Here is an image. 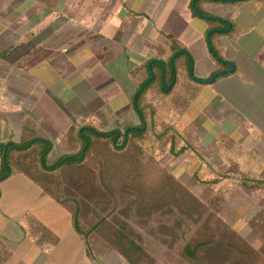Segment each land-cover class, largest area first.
<instances>
[{"label": "rangeland", "instance_id": "1", "mask_svg": "<svg viewBox=\"0 0 264 264\" xmlns=\"http://www.w3.org/2000/svg\"><path fill=\"white\" fill-rule=\"evenodd\" d=\"M127 5V12L135 13L132 9L136 6ZM2 8L0 33L3 31L4 42L0 66L5 72L3 97L12 98L15 77L23 81L22 75L16 76V70L25 74H45L48 62V66L55 67L58 73L68 78L80 75L74 70L78 65L71 63L73 60L69 57L73 52L83 50L89 55L95 49L98 35L92 29V0H3ZM130 18L132 16L128 20ZM58 47L65 48V54L60 55ZM87 55H84L86 59ZM176 55L177 52L164 68L169 86L173 84L172 72L193 81L200 69L199 64L190 62L183 53L175 60ZM57 66L60 67L57 69ZM155 68L160 71L159 66ZM88 80L96 85L94 89L87 83L75 86L77 102L95 100L96 87L103 81H99L96 74ZM194 85L196 88L181 82L168 95L151 93L149 98L156 105L157 122L153 130L152 121L148 118L143 121L149 130L142 151H137V138L131 137L134 143L128 141L122 151H115L112 138L100 137L94 132L121 130L124 134L127 126L142 123L133 111L131 116L126 111L125 116H120L119 108L111 106L112 103L105 108H94V104L93 111L99 113L86 121L89 127L86 131L92 147L96 146L104 154L103 178L100 173L94 174L89 166L58 170L64 197H75L81 203L80 221L86 230H93L90 241L95 261L100 264H109L107 260L115 264L116 257L126 259L119 249H124L128 255L125 264H198L184 257L182 247L205 222L220 225L225 232L235 231L240 240L251 247V254L245 253L246 259L240 256L236 262L264 264V145L241 138L234 121L226 124L219 116L208 114L207 109L204 112L203 104L200 105L204 96L199 91H203V84L195 81ZM33 87L36 91L34 88L28 90L30 94L25 99L29 97L35 101L42 98L43 83L40 81ZM98 93L97 103H105L104 99L108 97L105 90ZM167 121L176 126L179 137L173 140L170 132L160 141L158 133ZM32 132V138L46 137L39 130ZM123 134L118 145L124 140ZM50 135L54 137V133ZM26 139L24 136L17 142L24 143ZM50 139L56 142L54 138ZM184 142L188 147L181 151ZM67 144V153H70L73 141L69 137ZM43 148L46 149V143L37 141L28 149L11 151L9 158L14 159L11 153L15 151L19 166V160L25 157L36 164L37 149ZM61 150L59 146L57 152L45 155V163L51 166L57 162L66 154ZM16 167L13 164L11 169ZM28 169L35 173L32 167L28 166ZM36 169L41 173L39 165ZM43 177L45 184L52 189L56 177L53 173ZM221 263L228 264L229 261Z\"/></svg>", "mask_w": 264, "mask_h": 264}, {"label": "crops", "instance_id": "2", "mask_svg": "<svg viewBox=\"0 0 264 264\" xmlns=\"http://www.w3.org/2000/svg\"><path fill=\"white\" fill-rule=\"evenodd\" d=\"M195 1L92 0V29L98 39L96 46L92 44L91 47L95 49L89 55L83 50L73 52L69 57L73 60L71 63L78 65L74 70L79 71V76L68 78L58 73L55 67L48 66V62L45 74H25L16 70V76L22 75L23 81L15 77L10 98L2 96L5 72L0 66V144L10 140L17 142L39 130L46 138L56 141L49 156L57 152L59 146L60 152L67 153L69 135L97 115L99 111L94 112L93 109L98 106L105 108L112 103L111 106L119 108L120 116H125V111L131 116L133 111V115L139 118L132 97L146 78L144 64L150 59H172V36L178 42L176 49L179 52L175 59L180 53L189 61L191 57V62L200 67L198 79H208L216 71L221 73L206 83L178 76L175 85L186 82L189 87L196 88L195 81L203 84V91H199L204 96L200 102L204 112L207 109L208 114L219 116L220 121L226 124L234 121L241 138L264 145V0H197L196 4ZM2 4L3 0H0V30L3 26ZM127 4L133 8L136 6L132 9L135 13L127 12ZM196 6L222 21H210L196 11ZM129 16L132 18L128 20ZM225 27L226 31L211 34L210 30ZM208 37L215 40L226 62L219 64ZM58 48L60 55L65 54V48ZM230 62L235 66L232 72L229 71ZM92 74L103 81L96 87V98L99 90H105L108 95L105 103H97L96 98L93 102L76 101L75 86L87 83L93 88L96 85L88 80ZM40 81L44 86L42 98L35 101L29 97L25 99L30 94L28 90L34 88L36 91L33 85ZM103 114L107 115L106 112ZM1 162L0 156V168ZM0 190V264H100L88 255L85 242L73 226L72 213L34 179L24 172H16L1 181ZM27 214L35 218L43 230L49 229L53 233V241L43 239L38 229L28 233L22 224ZM125 260L123 257L114 258L115 264H125ZM107 262L111 263L110 260Z\"/></svg>", "mask_w": 264, "mask_h": 264}, {"label": "trees", "instance_id": "3", "mask_svg": "<svg viewBox=\"0 0 264 264\" xmlns=\"http://www.w3.org/2000/svg\"><path fill=\"white\" fill-rule=\"evenodd\" d=\"M217 1H235V0H217ZM197 0L195 1L196 4ZM196 11L209 19L210 21H215V20H221L220 18H217L215 16H209L206 12L201 10L196 6ZM222 21V20H221ZM211 34L214 33V31H226V27L222 29H217V30H210ZM170 39L172 40V46L174 49V54L176 52H179L177 47V40L170 36ZM211 50L216 56V58L220 62H226L223 58V56L220 54L218 50V46L216 45L215 40L211 38ZM173 54V55H174ZM153 59L148 60L145 62L144 67L146 68L147 75L146 78L139 84L137 87L136 91L133 94L132 97V103L135 111L137 112L139 118L142 120V123L140 125H129L125 129V132L121 130H111L109 132L97 130L93 131L97 133L100 137H109L110 139L112 138L113 142V149L115 151H120L123 149L128 143V141H131L134 143V141L130 140V138H137V143L136 148L137 151H142V145H144L147 140V132L148 128L144 127L145 122L147 118L149 121L153 122L151 125V128L155 130L156 126L155 123L157 122V116H156V105L153 103V101L150 100V95L152 92H156L161 95H168L172 92L173 87L177 83V78L178 76L175 75V72L171 73V82H174L173 85L170 88H166L170 83H167L166 77H167V72L164 70L166 67L167 61H161V60H153V64L150 67L149 62L152 61ZM176 60V59H175ZM168 61H172L171 59ZM192 61L190 57V62ZM165 63V65H163ZM160 67V73L157 72V68L155 66ZM151 68L154 72V76L151 78ZM221 73L218 74V76ZM159 75V76H158ZM217 76V77H218ZM212 75L208 78L210 79ZM193 79L197 80L198 82L201 83H206L208 82V79H198L197 77L193 76ZM160 99V98H159ZM158 115V114H157ZM87 121V120H86ZM86 126H80L78 130H76L74 134L69 135V138L72 139L73 141V146L77 152H70L66 153L63 156H61L57 162H55L53 165L48 166V164L45 163V155H49L51 150L53 149V142L44 137H33L32 135L27 136V141L24 143H19L10 140L9 142H4L0 144V156L2 160L1 168H0V183L4 179L8 178L10 175L16 172H24L26 175L34 179L38 184L43 186V188L47 191L48 194H50L55 200H57L62 206L67 208L71 213L73 217V226L76 230V232L80 235V237L83 239L85 242L86 248H87V253L88 255L92 258L95 259V252L92 246V243L90 241V236L93 235L91 230H86L87 228L84 227L82 222L80 221V209H81V203L80 201L76 200L75 197H69L65 198L64 195L62 194V180L60 178V173H58V170L61 168L65 167H72V166H80V167H85L89 166L93 168V173L95 174L96 172L100 175H102L105 171V158L103 152L97 148L96 146L92 147L91 145V137L87 133L86 129H89L88 124L86 123ZM172 133V136L174 137L173 140H176L177 137H179L178 130L176 129V126L170 123V121L165 122V124L162 126V129L160 130L159 138L160 141L163 140L164 136L168 133ZM121 134L124 135V140L122 144L118 145L119 138L121 137ZM24 140V139H23ZM44 142L46 143V149L38 150L37 149V161L36 164L31 162V160H25L21 159L20 161V166L19 162L16 159L18 156V153L12 152L11 155H14L13 158H9V153L13 150H25L28 149L29 146L34 145L35 142ZM78 142V143H75ZM188 147V144L184 142L183 147L180 149L186 150ZM28 151H31L30 149ZM122 151V150H121ZM36 152V151H35ZM40 152V153H39ZM194 152V150H193ZM195 153V152H194ZM39 154L42 156L40 157ZM12 157V156H11ZM12 159V162H11ZM18 159V158H17ZM16 164V169L12 170L11 166ZM36 165H39V168L41 170V173L37 171ZM28 166L32 167V170L35 171L33 173L28 169ZM89 170V169H88ZM56 177V182L54 185H52V189L49 188L44 180V175L47 176V174H51ZM47 179V178H46ZM256 179V178H254ZM258 182V180H256ZM259 183V182H258ZM49 184V183H48ZM0 195H1V190H0ZM98 200L94 201L97 202ZM74 204L73 206L71 204ZM23 226L26 228L28 233L32 232V229H38V232L41 233V237L47 241H53L54 235L53 233L47 229L43 230L37 220L35 218L29 216V214L25 215V217L22 220ZM86 230V231H85ZM37 232V233H38ZM185 238V237H184ZM56 241V240H55ZM173 245V244H172ZM173 247V246H172ZM251 247L246 244V242L241 241L240 237L238 234L233 231V230H228L225 232L223 230V227L220 225H215L212 226L208 222L202 223L198 230L196 231L195 234L192 235L191 239L188 241V243L182 247V252L184 254V257L188 261H195L198 264H222L221 261L228 262V264H240L239 262H236L237 259L242 256L244 259H246L245 253L247 255L251 254ZM121 255H123L126 259H128V255L125 253L124 249H119L118 250ZM130 259V258H129ZM208 261L210 263H208Z\"/></svg>", "mask_w": 264, "mask_h": 264}, {"label": "water", "instance_id": "4", "mask_svg": "<svg viewBox=\"0 0 264 264\" xmlns=\"http://www.w3.org/2000/svg\"><path fill=\"white\" fill-rule=\"evenodd\" d=\"M228 27H230V26H228ZM208 42H211V40H210L209 37H208ZM152 63H153V60L149 62V66H150V67H151ZM230 64H231V68H230L229 71L232 72V71L234 70L235 66H234V63H232V62H230ZM218 74H219V72L214 73V74L212 75V77H211L210 79H208L207 81L212 82V81L218 76ZM153 76H154V72H153V70H152V68H151V78H152ZM166 88H169V86H166Z\"/></svg>", "mask_w": 264, "mask_h": 264}]
</instances>
